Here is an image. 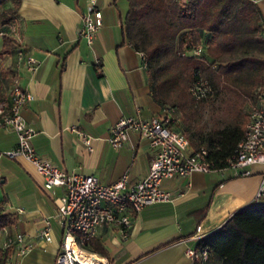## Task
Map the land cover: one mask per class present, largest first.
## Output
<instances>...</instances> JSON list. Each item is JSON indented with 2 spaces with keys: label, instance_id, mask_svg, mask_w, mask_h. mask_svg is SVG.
I'll list each match as a JSON object with an SVG mask.
<instances>
[{
  "label": "crops",
  "instance_id": "crops-1",
  "mask_svg": "<svg viewBox=\"0 0 264 264\" xmlns=\"http://www.w3.org/2000/svg\"><path fill=\"white\" fill-rule=\"evenodd\" d=\"M7 1L0 4V13L11 6L12 1ZM90 3L19 0L14 17L0 24L8 37L0 35V101H9L13 77L18 76L32 96L23 116L36 130L31 142L40 156L64 170L95 175L106 184L124 173L135 183L148 173L155 151L135 131L128 132L120 148L111 147V128L121 116L137 110L149 117L167 107L152 96L143 52L124 41L128 0H94L102 26L92 45L79 37L82 14ZM256 5L264 27V0ZM200 35L203 41L212 37L205 30ZM18 48L39 61L36 69L19 62ZM255 98L247 104L248 110L258 95ZM242 110L241 129L223 142L214 141L212 148L219 156L231 152L241 138L250 112ZM80 132L91 138L90 149ZM16 144L15 131L0 127V264H54L63 228L53 197L61 195L63 188L46 189L34 165L4 154ZM250 169L247 176L224 170L166 178L162 187L173 192L170 201L149 204L134 213L127 239L114 227H100L87 248L107 264H193L187 249L196 248L202 236L255 200L264 165ZM47 224L50 241L39 235ZM17 233L34 243L23 256L14 244L5 246ZM207 258V264H220L212 254Z\"/></svg>",
  "mask_w": 264,
  "mask_h": 264
},
{
  "label": "built area",
  "instance_id": "built-area-1",
  "mask_svg": "<svg viewBox=\"0 0 264 264\" xmlns=\"http://www.w3.org/2000/svg\"><path fill=\"white\" fill-rule=\"evenodd\" d=\"M250 1L258 3L260 0ZM101 24V12L96 8L94 0H91L89 8L82 14L79 37L92 45ZM6 34L0 30L1 36ZM205 48V41L200 40L183 54L201 57ZM17 56L19 62L25 63L32 70L39 64L37 59L22 48L17 49ZM203 76L196 71L189 86L190 95L198 100L212 97L215 93ZM31 97L19 77H13L9 101H0V127L11 129L17 135L16 146L5 151V155L11 158L22 157L34 165L43 177L46 189L63 188L61 195L53 197L63 228L54 264H107L105 258L89 250L87 245L100 227H114L122 239H127L134 213H139L146 205L173 198V192L162 187V181L166 178L224 170H231L235 176H247L252 172V165H264V89L259 91L258 100L249 112L241 138L231 152L218 159L210 156L207 147L191 148L186 135L172 126L174 110L171 107L149 117H143L139 110L134 115L121 116L111 128L108 137L110 146L120 148L127 140L128 132L135 131L148 140L155 156L150 162L148 173L140 181L131 183L129 174L124 173L116 181L107 184L92 174L64 170L37 153L31 142L36 130L23 116V109ZM80 134L90 149L91 138L83 132ZM258 186L255 201H264V178ZM39 235L47 241L51 240L49 224ZM12 244L16 246L19 256L25 255L34 246L21 233L9 239L5 246ZM186 254L192 260H206L208 250L192 247L187 249Z\"/></svg>",
  "mask_w": 264,
  "mask_h": 264
},
{
  "label": "trees",
  "instance_id": "trees-1",
  "mask_svg": "<svg viewBox=\"0 0 264 264\" xmlns=\"http://www.w3.org/2000/svg\"><path fill=\"white\" fill-rule=\"evenodd\" d=\"M11 1L13 7L0 13V24L8 23L17 11L19 0ZM128 4L122 28L124 41L143 52L152 96L159 105L176 107L189 124L198 101L190 95L189 86L198 71L215 93L228 94L224 108L229 114L236 118L243 115L244 105L257 94V88L264 86V27L257 3L128 0ZM204 30L212 34L210 40H204V54H183L201 40ZM198 133H183L193 149L203 144L202 137L195 140ZM203 147L218 159L217 151ZM195 245L196 249L207 248L208 255L219 258L220 264H264V201L254 200L240 207ZM193 264L201 263L193 260Z\"/></svg>",
  "mask_w": 264,
  "mask_h": 264
},
{
  "label": "rangeland",
  "instance_id": "rangeland-1",
  "mask_svg": "<svg viewBox=\"0 0 264 264\" xmlns=\"http://www.w3.org/2000/svg\"><path fill=\"white\" fill-rule=\"evenodd\" d=\"M9 1L10 0H8L7 2ZM11 7H13V3H11V6L9 8ZM262 87L257 88V94L262 89ZM257 94L250 99L251 103H254ZM227 95L228 94L224 92L214 93L212 97L196 101V114L195 116H193L189 124L185 123L182 120L180 110L176 107H173L174 129L181 131L186 135L187 132L189 134H194L195 131H198L199 133L198 135H195V140L199 137H202V145H208L210 147H213L215 145L213 144L214 141L217 142L221 140L223 142V140L230 138L231 135L235 132H238L241 127L240 125H238V123L240 122L239 118H236L233 115L229 114L224 108V98H226ZM250 101H248L244 105V109L248 110L247 104H249ZM251 108H249L248 111H250ZM185 129H187V132L184 131ZM206 260L204 259L201 261L206 262ZM205 262L204 264H207ZM213 264L218 263L215 262Z\"/></svg>",
  "mask_w": 264,
  "mask_h": 264
}]
</instances>
